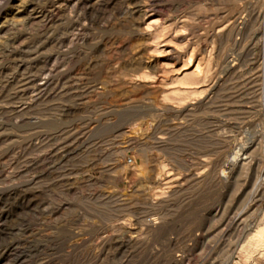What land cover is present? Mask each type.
Instances as JSON below:
<instances>
[{
	"label": "rangeland",
	"instance_id": "obj_1",
	"mask_svg": "<svg viewBox=\"0 0 264 264\" xmlns=\"http://www.w3.org/2000/svg\"><path fill=\"white\" fill-rule=\"evenodd\" d=\"M263 136L264 0H0V264H264Z\"/></svg>",
	"mask_w": 264,
	"mask_h": 264
},
{
	"label": "bare ground",
	"instance_id": "obj_2",
	"mask_svg": "<svg viewBox=\"0 0 264 264\" xmlns=\"http://www.w3.org/2000/svg\"><path fill=\"white\" fill-rule=\"evenodd\" d=\"M240 19V18H239ZM244 19V18H243ZM242 22V21H241ZM240 22V23H241ZM244 22V21H243ZM239 23V22H238ZM237 23V24H238ZM235 24H236V22H235ZM242 25H243V23H242ZM241 25V26H242ZM234 26V25H233ZM245 26V25H244ZM236 28V27H235ZM234 30V29H233ZM241 29H239V31H240ZM150 35V34H149ZM234 35V34H233ZM238 38V37H237ZM236 46V45H235ZM234 49V48H233ZM238 53V52H237ZM189 59V58H188ZM229 59V58H228ZM231 59V58H230ZM199 60V59H198ZM189 61V60H188ZM190 61H191V59H190ZM231 64V63H230ZM198 65V64H197ZM232 66V65H231ZM228 67V66H227ZM233 67L234 66H232V69H233ZM196 70V72H195V78L196 79H199V77L201 76V74H203L204 75V73H202L203 71H202V69L199 67V66H197L196 68H195ZM231 69V70H232ZM235 69V68H234ZM124 72V71H123ZM134 76V75H133ZM209 76V75H208ZM187 77H189V76H186L185 78H187ZM202 77V76H201ZM165 78V77H164ZM182 79V81H181V84H183V85H189V83L188 82H190L189 80H190V78H187V79ZM139 79V78H138ZM189 79V80H188ZM193 81V80H192ZM150 82V81H149ZM194 82V81H193ZM192 82V83H193ZM154 83V82H153ZM131 84V83H130ZM159 84V83H158ZM174 84V83H173ZM174 94V93H173ZM169 100V99H168ZM167 100V101H168ZM182 102V101H181ZM184 102H185V100H184ZM172 104V103H171ZM182 106V105H181ZM177 108V107H176ZM153 132V131H152ZM158 133V132H157ZM264 137V136H263ZM146 138V137H145ZM153 138V137H152ZM159 138V137H158ZM163 139V138H162ZM250 148V147H249ZM247 149V148H246ZM245 149V150H246ZM227 150V149H226ZM238 150V149H237ZM243 150V149H242ZM239 151V150H238ZM247 152V151H246ZM238 153H236V155H237ZM248 154V153H247ZM242 155V154H241ZM233 157H235V156H233ZM238 158H240V157H238ZM243 158H246V156L245 157H243ZM230 160V159H229ZM228 160V161H229ZM232 160H234V158L232 159ZM240 160V159H239ZM237 161V160H236ZM241 161H243V159H241L240 160V162ZM244 161H246L245 159H244ZM232 162V161H231ZM235 162V161H234ZM233 162V163H234ZM237 162H239V161H237ZM236 162V163H237ZM242 163V162H241ZM238 164V163H237ZM231 167L232 166H235V165H230ZM237 166V165H236ZM229 167V166H228ZM161 169H163V168H161ZM229 169V168H228ZM237 169V168H236ZM234 170V169H233ZM230 172V171H229ZM162 174H163V172H162ZM161 174V175H162ZM164 176H167V175H164ZM169 176V175H168ZM223 176V175H222ZM225 176V175H224ZM162 177V176H161ZM162 179V178H161ZM207 179V178H206ZM165 182V181H164ZM173 184V183H172ZM204 184V183H203ZM161 185V184H160ZM164 184H162V186H163ZM169 187V186H168ZM167 187V188H168ZM163 188V187H162ZM171 188V187H170ZM161 189V188H160ZM163 189H165V188H163ZM166 192V191H165ZM163 193V192H162ZM149 194V193H148ZM153 194V193H152ZM150 195V194H149ZM158 195V194H157ZM145 196V195H144ZM143 196V197H144ZM151 196V195H150ZM157 197V196H156ZM165 197H166V195H165ZM151 198V197H150ZM152 199V198H151ZM147 203V202H146ZM155 204V203H154ZM147 205V204H146ZM151 205V204H150ZM166 205V204H165ZM155 207H156V204L155 205H153V203H152V208H154L155 209ZM167 207V206H166ZM149 210V209H148ZM153 210V209H152ZM156 210V209H155ZM153 212V211H152ZM160 212V211H159ZM150 213V212H149ZM140 214V213H139ZM144 217H145V215H144ZM146 219V223H147V225H148V227H149V229L150 228H157V226H159V224H160V220H161V218H159V216L157 215V213H153V214H151V216L150 217H146L145 218ZM257 219V218H256ZM142 223V222H141ZM161 223H162V221H161ZM260 224V223H259ZM161 225V224H160ZM163 225V224H162ZM261 226V225H260ZM160 228V227H159ZM158 228V229H159ZM254 228H256L255 226H254ZM253 229V228H252ZM258 231L256 232V234H255V236H253V238H251L249 241H248V243H251V245H250V247H252V248H255V249H257L258 247H260V245L262 246L263 245V242H264V227H261V228H259L258 227ZM251 231H253V230H251ZM254 233V232H253ZM135 244H137V243H135ZM140 244V243H139ZM138 245V244H137ZM207 245V244H206ZM136 246V245H135ZM140 248H141V246H140ZM209 249V248H208ZM234 255V254H233Z\"/></svg>",
	"mask_w": 264,
	"mask_h": 264
}]
</instances>
